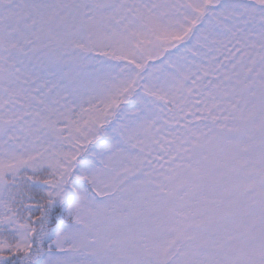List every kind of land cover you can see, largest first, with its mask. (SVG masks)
I'll return each instance as SVG.
<instances>
[{"label":"snow or ice","instance_id":"1","mask_svg":"<svg viewBox=\"0 0 264 264\" xmlns=\"http://www.w3.org/2000/svg\"><path fill=\"white\" fill-rule=\"evenodd\" d=\"M0 264H264V0H0Z\"/></svg>","mask_w":264,"mask_h":264}]
</instances>
